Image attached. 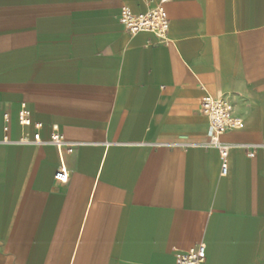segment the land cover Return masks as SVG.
Segmentation results:
<instances>
[{"label":"crops","instance_id":"0c3cea01","mask_svg":"<svg viewBox=\"0 0 264 264\" xmlns=\"http://www.w3.org/2000/svg\"><path fill=\"white\" fill-rule=\"evenodd\" d=\"M160 1L0 0V264H264V0H170L167 42L120 22ZM207 94L244 120L228 175Z\"/></svg>","mask_w":264,"mask_h":264},{"label":"built area","instance_id":"2783aa9c","mask_svg":"<svg viewBox=\"0 0 264 264\" xmlns=\"http://www.w3.org/2000/svg\"><path fill=\"white\" fill-rule=\"evenodd\" d=\"M170 0H161L160 3L148 9L146 12L135 13L131 7L125 5L121 9L120 22L127 31L135 35L140 32H150L155 34L162 42L168 41V33L170 29V21L165 3ZM194 112L204 115L209 121V139L205 143L206 148H215L219 152L221 160V174L229 173V156L231 145L221 140V135L227 131L242 127L244 120L242 117L235 115L233 106L223 98H217L211 94H207L202 98L201 105ZM19 122L23 127L32 123L31 111L28 106L23 103L19 111ZM37 129L42 128V123L35 124ZM21 143H42L43 140L39 132L34 134L31 141L27 133H24L20 139ZM52 143L59 152L60 166L55 174L58 181L65 182L68 180L69 171L64 163V153H72L76 144L69 142L65 136L59 131L57 125L53 127L50 137ZM255 150L250 149L248 156L253 157ZM207 261V245L202 242L185 251H179L176 254V264H206Z\"/></svg>","mask_w":264,"mask_h":264}]
</instances>
